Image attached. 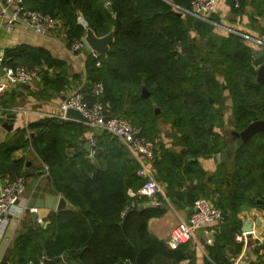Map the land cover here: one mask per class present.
<instances>
[{
    "label": "trees",
    "instance_id": "1",
    "mask_svg": "<svg viewBox=\"0 0 264 264\" xmlns=\"http://www.w3.org/2000/svg\"><path fill=\"white\" fill-rule=\"evenodd\" d=\"M169 1L184 9L190 2ZM252 1L261 16L264 0ZM228 2L232 15L243 13L246 0H238L237 7L233 0ZM27 5L59 19L69 46L85 35V29L75 22L76 12L97 36L114 29L107 57H99L102 66L95 67L90 57L87 61L82 90L86 102L96 101L93 85L101 83V100L109 103L110 115L127 120L157 148L152 168L157 183L166 184L168 200L191 209L196 199H210L221 211L223 222L214 248L222 239L232 241L240 230L239 206L253 204L256 199L264 201V134L242 144L230 157L232 171L220 165L209 186L203 183L205 173L196 160L221 153L226 146L222 135L209 131L210 125L221 126L224 92L231 101L233 131L264 120V87L256 82L246 40L231 33L212 39L211 24L190 16L182 20L163 0H109L113 15L101 0H31ZM212 20L219 23L214 17ZM209 38L212 41L205 45ZM177 47L179 51L173 55ZM142 88L149 93L145 99ZM153 104L160 114H155ZM159 120L170 124L175 136L172 141L185 156L160 141ZM69 123L47 119L29 126L34 130L30 138L33 150L47 165L54 189L71 209L50 216L45 230H31L15 241L19 264H41L43 252L48 259L61 258L60 264H167V260L178 264L190 259L193 253L188 245L171 250L165 241L148 233L147 221L160 217L165 209L138 210L147 200L129 197L127 190L135 191L143 180L136 175L139 165L126 147L101 132L94 155L103 162L101 167L84 157L79 145L75 154L67 156L73 138L83 134L77 128L80 124L74 125L71 133ZM4 171L13 178L20 176L21 164L9 161ZM157 197L164 206L161 195ZM131 203L134 206L121 217ZM214 248L208 252L216 261Z\"/></svg>",
    "mask_w": 264,
    "mask_h": 264
},
{
    "label": "crops",
    "instance_id": "2",
    "mask_svg": "<svg viewBox=\"0 0 264 264\" xmlns=\"http://www.w3.org/2000/svg\"><path fill=\"white\" fill-rule=\"evenodd\" d=\"M21 1L28 7L27 2L29 1L30 3L31 0ZM163 1L172 8L174 7V4L169 0ZM256 2H259V0ZM251 3H253L252 0H246V6L241 15H237L234 19H231V22L222 23L226 28L220 26L222 29H220L221 33H219V36L224 37L231 33L245 39L252 54V50L264 51V47L258 46L254 42L258 38H264V11L261 10L262 14L258 16L255 6L253 7ZM2 9L3 0H0V11ZM187 9L183 8L182 12L173 10L176 11L178 17L185 20L187 16H190L187 13ZM217 14L221 18L222 15H232L228 0H217L215 15ZM6 19L7 15L5 14L0 18V57L3 59L0 64V78L3 75L1 72L3 66L11 68L24 66L29 69H40L42 71V75L40 74L38 78L28 84L8 86L0 103V187L5 180L13 178L9 172L4 171L9 161L20 162V176H23L26 180L22 199L19 203L25 209H23L20 218L8 216L0 224V264H19L14 247L15 241L31 230H45L50 224V216L71 209V205L54 189L47 165L41 161L33 150L30 138L34 130L30 129L29 126L46 121L47 119L63 120V122L68 120L70 122L71 133H73L74 125L80 124L81 126L77 128L81 129L83 134L79 135L76 140L73 138L71 146L66 149L67 156L75 154L76 146L79 145L84 151V157L90 159L94 166L101 167L103 162L98 158H94L95 153L93 156H90L91 147L89 146L90 136L95 139L97 145V137L101 135V132L94 131L92 133L93 130L88 123L66 119L60 110L61 103L75 90H83L85 88L86 64L89 60L88 51L74 55L69 49L70 46L65 39V32L62 29H55L46 35H37L19 23L13 29L8 30L5 27ZM75 22L85 30L88 28V23L80 12H76ZM228 29H233L236 33H232ZM244 36L248 38H244ZM172 54L175 55L176 51H173ZM251 62L253 66V55ZM224 93L222 94L224 104L222 112L219 115L221 117V126H209L210 132L219 135L222 132L226 134L233 131L231 126V101L227 92ZM218 106L216 104L215 108L218 109ZM154 110L155 114L158 115L159 109ZM10 114H13L14 117L9 118L12 121L11 124H7L8 126L11 125V129L9 130L3 125L8 120V115ZM168 140L172 142L171 136L168 137ZM174 147L173 149L178 148ZM9 149H11L10 153ZM180 151L182 153V150ZM183 153L185 156L184 151ZM216 156L217 154L207 157L200 156L196 160L198 167L205 173L203 183L208 186L210 185L211 176L218 170L220 165L224 164L230 169V157L223 162L222 157L217 161ZM186 183L188 184V182ZM186 183L185 186H187ZM192 183H195V181ZM159 187L161 190L159 195L165 201L164 206L159 204L157 197V205H153L152 207L159 206V208H164L165 212L160 217L150 218L147 221L146 227L148 233L153 237L165 241L170 232L180 222L187 221L190 208L184 204L177 206L173 202H170L167 198V186L165 183H160ZM129 191L131 190L128 189L127 193ZM46 196L54 198L53 208L51 210L38 209L36 211L37 218L34 220L32 217L34 212H30V208L28 207L29 202L32 199L43 200ZM59 199L65 200V207L56 210V204ZM148 205V203L144 204L138 210L151 208ZM237 217L240 220L239 233L243 235L242 242H235L233 238L232 241H228L225 238L214 248L215 235H217V230L219 231L223 223L221 218L217 223L206 225L197 230L195 239L184 243L188 245L189 251L193 255L190 259L179 261L178 264H263L260 261V249L264 244V201L256 199L253 204H242L237 210ZM244 222L249 223L250 231L242 232ZM210 247L214 248L215 252H217L214 253L215 255L217 254L216 261L211 260L209 256L208 249ZM44 255L46 257L45 252L41 255L43 261L41 264H45ZM166 263L170 264L171 262L167 260ZM26 264H32V262L27 261Z\"/></svg>",
    "mask_w": 264,
    "mask_h": 264
},
{
    "label": "built area",
    "instance_id": "3",
    "mask_svg": "<svg viewBox=\"0 0 264 264\" xmlns=\"http://www.w3.org/2000/svg\"><path fill=\"white\" fill-rule=\"evenodd\" d=\"M217 0H190L187 13L195 20L209 24H214L212 18L216 14ZM235 7L238 6V0H233ZM7 15L5 27L8 30L14 28L16 24H23L29 30L37 35H46L55 29H62L61 21L48 14L34 11L25 6L21 0H3V9L0 11V18ZM244 38H248L244 36ZM255 44L264 47V38L254 40ZM70 51L78 55L83 51H88L90 59L95 61V67L102 66L99 55L90 50L84 37L70 44ZM3 61L0 57V64ZM3 75L0 78V103L2 96L8 86L25 85L41 74L40 69H29L23 66L2 67ZM104 87L101 83L93 85L92 92L96 101L88 104L85 101L82 89L75 90L60 106L62 114L67 109L79 111L87 120L94 131L104 132L110 137L118 140L126 147L130 156L136 160L139 167L136 175L143 180V184L136 191H129L131 198H145L150 205H157V195L161 193L159 184L155 180L152 163L157 157V148L140 135L138 129L134 128L127 120L117 116L110 115V105L107 101H102ZM64 118V117H63ZM105 118H107L106 121ZM91 147L90 156L96 151V141L93 137L89 138ZM26 180L23 176H17L13 179H7L0 187V224L8 216L20 218L23 205L20 206L22 194L24 192ZM134 203L125 206L121 212L123 217ZM30 212H36L30 208ZM222 218L221 211L207 198L200 197L193 202L187 221L180 222L168 235L165 240L166 246L175 250L179 245L195 239L197 230L217 223ZM235 242H242L243 235L236 233L233 236ZM260 261L264 264V244L260 249ZM129 264V263H126Z\"/></svg>",
    "mask_w": 264,
    "mask_h": 264
},
{
    "label": "water",
    "instance_id": "4",
    "mask_svg": "<svg viewBox=\"0 0 264 264\" xmlns=\"http://www.w3.org/2000/svg\"><path fill=\"white\" fill-rule=\"evenodd\" d=\"M105 3H108V0H105ZM107 10L109 13L113 15L112 8L110 6L107 7ZM210 38L205 43L207 44L210 42ZM84 41L88 45L89 49L96 52L101 58H106L108 55V52L110 50V46L114 42V29L110 30L106 35L103 36H97L94 31L90 28H87L85 30L84 35ZM253 55V67L255 69L256 74V82L264 87V51L261 50H252ZM3 74V71H1ZM143 98H146L148 96V92L145 88H142V95ZM14 117L13 114L8 115V120L3 125L7 129H11V120L9 118ZM64 117L66 119H70L73 121H77L80 123H88V120L77 110L74 109H67L64 113ZM107 118H105L104 121H106ZM264 134V120H258L254 122H250L247 124V126L241 130L240 132L231 131L229 139L227 138L225 142V148L221 153H218L216 156V160L219 161V159L222 157L223 162H225L229 157L232 156V154L238 150V148L244 144L250 141L253 137L258 135ZM88 147V145H86ZM182 154L183 151H182ZM54 205V198L50 196H46L43 200L38 199H32L29 202V208H33L36 211L38 209H48L51 210ZM153 205H148V207H152ZM65 207V200L59 199L56 204V210L63 209ZM33 219L35 220L37 218V213L32 214ZM250 231L249 223L244 222L242 227V232H248ZM61 258H53L48 259L44 255V263L45 264H60Z\"/></svg>",
    "mask_w": 264,
    "mask_h": 264
},
{
    "label": "rangeland",
    "instance_id": "5",
    "mask_svg": "<svg viewBox=\"0 0 264 264\" xmlns=\"http://www.w3.org/2000/svg\"><path fill=\"white\" fill-rule=\"evenodd\" d=\"M109 1V0H108ZM101 2L103 3V5H105V7H108L109 6V4L108 3H105L106 1L105 0H101ZM173 9L174 10H178V11H180V12H182L181 10L183 9V7H178V6H176V5H174V7H173ZM188 10V9H187ZM234 17L235 16H232V15H225V16H223L222 15V18L221 17H219V15L217 14V15H215L214 16V19H218V21H219V23L218 24H212L213 25V32H212V39L214 38V39H217L218 38V36H219V33H221V30L220 29H222L223 27H225L226 28V26L224 25V24H222L223 22H225V23H228V22H231V19H234ZM185 18V17H184ZM222 19V20H221ZM221 21V22H220ZM212 22H213V20H212ZM222 28H221V27ZM228 30H230V29H228ZM232 33L234 32V33H236V31H234L233 29H231L230 30ZM191 37H194V34H191ZM220 37V36H219ZM211 39V38H210ZM212 39H211V41H212ZM174 51H176V53H178V51H179V48L177 47V48H175L174 49ZM24 67V66H23ZM224 94H226V93H224ZM152 108L153 109H157V106L155 105V104H153L152 105ZM158 114H160V110L157 112ZM158 133H159V139H160V141H162L167 147H171V146H175L174 148H177V146L176 145H174L175 143L173 142V144H172V142L170 141V140H168V137L169 136H171V137H175L174 136V133H173V131L171 130V128H170V124L169 123H167V122H164L163 120H159V122H158ZM221 135L223 136V138L225 139L226 138V134H224L223 132L221 133ZM225 135V136H224ZM177 152L178 151H180V148L178 147L177 149H175ZM232 169V168H231ZM231 169H228V171H232Z\"/></svg>",
    "mask_w": 264,
    "mask_h": 264
},
{
    "label": "flooded vegetation",
    "instance_id": "6",
    "mask_svg": "<svg viewBox=\"0 0 264 264\" xmlns=\"http://www.w3.org/2000/svg\"><path fill=\"white\" fill-rule=\"evenodd\" d=\"M229 137H230V132H227L226 133V138H225V140L228 138L229 139Z\"/></svg>",
    "mask_w": 264,
    "mask_h": 264
}]
</instances>
